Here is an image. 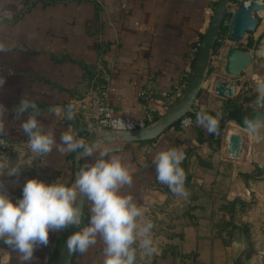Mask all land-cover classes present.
I'll return each instance as SVG.
<instances>
[{
	"label": "crops",
	"instance_id": "obj_1",
	"mask_svg": "<svg viewBox=\"0 0 264 264\" xmlns=\"http://www.w3.org/2000/svg\"><path fill=\"white\" fill-rule=\"evenodd\" d=\"M215 2L0 0V44L9 49L0 53V78L5 79L0 103L9 110L4 136L17 145L5 155L12 163L22 158L32 162L18 176L0 177L8 195L20 198L23 185L34 177L71 183L77 171V153L61 154L56 147L46 156L29 152L20 128L28 113L19 119L15 115L24 95L37 103L38 119L54 131L58 145L68 130L86 144L101 132L79 110L80 101L91 93L105 99L116 115L142 119L153 109L160 118L190 83L199 52L195 47L203 39ZM263 32L264 22L259 21L239 47L251 49ZM230 42L220 48L226 51ZM216 45L193 106L197 113L192 125L182 129L177 122L154 140H102L96 147L130 166L133 183L122 191L146 209L145 219L154 224L157 251L141 257L137 247V264H264V158L228 160L222 155L224 137H219L223 127L232 131L249 117L256 96L252 77L263 76L264 67L254 64L249 73L248 68L237 76L242 87L236 98L214 96L207 88L215 77ZM231 104H236L232 114L226 109ZM69 105L75 114L72 120L63 112L59 117L49 112ZM209 120L215 121L212 131ZM171 147L185 154L181 167L186 198L156 179L153 158ZM94 160L95 154L83 157L82 163ZM89 207L85 199L81 229L89 222ZM65 237L66 229L50 232L48 246L35 251L33 264H55ZM103 247L98 238L84 254L73 253L71 264H103ZM0 264H20L19 255L3 242Z\"/></svg>",
	"mask_w": 264,
	"mask_h": 264
},
{
	"label": "clouds",
	"instance_id": "obj_2",
	"mask_svg": "<svg viewBox=\"0 0 264 264\" xmlns=\"http://www.w3.org/2000/svg\"><path fill=\"white\" fill-rule=\"evenodd\" d=\"M262 0H258L259 3ZM9 49L0 44V53ZM5 79L0 78V88ZM8 109L0 103V137L6 135ZM49 112L66 119H74L71 105L66 110L59 106ZM28 113L20 128L27 137V148L35 156H46L56 147L61 154L77 153L80 158L95 154L94 162H86L78 168L74 181L66 183L57 179L46 183L30 178L23 185L22 196L13 200L0 180V242L19 255L20 264H33L35 251L49 244V233L64 231L82 222V202L89 204L90 218L87 226L68 236L65 246L69 254H84L102 241L103 264H137V247L141 257L152 256L157 249L152 231L154 224L145 219L146 209L139 206L130 194H124L125 186L133 183L130 166L108 150L96 149L71 132L65 131L57 144L54 131L40 122L41 111L34 100L25 95L19 101L15 115L19 119ZM198 123H202L198 117ZM214 130L215 121H210ZM254 129L252 124L248 125ZM259 127V125H255ZM0 145L7 146L3 139ZM185 154L180 148L171 147L159 151L153 158L156 179L176 196L187 197L186 174L181 167ZM32 162L22 158L12 163L7 155L0 153V177L18 176L21 169Z\"/></svg>",
	"mask_w": 264,
	"mask_h": 264
},
{
	"label": "water",
	"instance_id": "obj_3",
	"mask_svg": "<svg viewBox=\"0 0 264 264\" xmlns=\"http://www.w3.org/2000/svg\"><path fill=\"white\" fill-rule=\"evenodd\" d=\"M231 0H216L212 12L211 19L204 33L202 43L198 52L197 61L190 83L182 95V97L173 105L163 116L157 119L150 126L138 130H109L98 133L88 145L95 148L102 140L121 139L125 141H150L158 138L168 127L179 122L187 113L196 114L193 108L197 97L206 80L209 69V63L215 44L217 42L218 33L227 14L228 6ZM264 9V5L257 0H241L236 11L233 14L230 24V37L235 40H243L247 32H254L258 25V19L254 15V10L260 11ZM225 64L224 70L228 75L239 76L243 71L247 70L252 63L250 51L230 46L224 54ZM222 95V93H220ZM252 110L249 117L241 126L248 131L251 145L261 139V129L264 125V91H261L251 103ZM236 121V119H231ZM210 122V120H209ZM238 122V121H237ZM239 123V122H238ZM252 124L253 128L248 125ZM259 127H255V125ZM222 131L219 137L222 136ZM77 170L83 165L82 158L79 155L76 158ZM85 200L82 202V211H84ZM79 226H71L66 229L65 243L69 235L79 231ZM64 243V248L55 264H71L73 253L69 254Z\"/></svg>",
	"mask_w": 264,
	"mask_h": 264
},
{
	"label": "built area",
	"instance_id": "obj_4",
	"mask_svg": "<svg viewBox=\"0 0 264 264\" xmlns=\"http://www.w3.org/2000/svg\"><path fill=\"white\" fill-rule=\"evenodd\" d=\"M240 1L241 0H234V1L231 0L228 6L227 14L218 33V37H217L218 42L221 41L222 43H225L226 41H231L230 46L239 47V43L246 40V38L251 33V32H247L243 40L241 41L235 40L230 37L229 28L231 24V19ZM247 1H251V0H247ZM260 3L264 5V0H262V2ZM228 13H230V16H228ZM254 15L255 17H257L258 22L259 21L264 22V13H262L261 11L254 10ZM201 43H202V39H200L196 44L195 48L197 49V51H199ZM246 50L250 51L252 56V63L249 68H251L254 64H257V66L259 67L260 66L264 67V32L257 39V42L253 45V47H251V49H246ZM226 51L225 49H221L219 47V49L213 55L215 63L212 66L213 67L212 72L215 73V77L209 83L207 89L214 96L230 99V98H236L239 95L241 91L242 83L237 78V76L228 75L225 73L224 54ZM219 71H222L223 73H219ZM257 77L258 79L256 80L255 98L259 96L261 91H264V75L263 76L257 75ZM220 93H222V95ZM145 94L146 93L144 91L141 92V95L144 96ZM162 94L164 96L168 95V93L165 91L162 92ZM80 102H81L80 105H78L79 110L82 112V114L85 117L89 118V120L94 125V127L99 131L143 129L153 124L159 118V117L157 118L153 109L149 110L146 117L142 119H136L124 115H116L113 112L112 107L105 99L101 97H97L93 93L88 95V97L82 99V101ZM193 121H194L193 113H187L179 121L180 127L182 129H185L190 125H192ZM221 131L223 133L221 137H224V144L222 148L223 149L222 155L224 156V158L231 161L240 162L243 159L253 154L252 147L255 144L251 145L249 139V133L241 125H239L237 129H234L232 131H226V126H225L222 128ZM261 133H262L261 139L257 142L262 143L260 146L261 147L260 150L264 154V125L262 126ZM225 138H226V142H225ZM0 139H3V141L7 145V146L0 145V153L6 154L17 146L15 142L11 141L5 136L0 137Z\"/></svg>",
	"mask_w": 264,
	"mask_h": 264
},
{
	"label": "rangeland",
	"instance_id": "obj_5",
	"mask_svg": "<svg viewBox=\"0 0 264 264\" xmlns=\"http://www.w3.org/2000/svg\"><path fill=\"white\" fill-rule=\"evenodd\" d=\"M228 16H230V13H228ZM221 43H222L221 41H219L217 43L215 52L219 49V47H221ZM250 69L251 68H249V70H247L248 73L250 72ZM262 72L264 73V70ZM242 74H245V72H243ZM252 78L253 79H256V80L258 79L257 75L253 76ZM226 109L230 111V114L235 113V111H236V104H231L229 106V108L226 107ZM221 112H222L223 116H227V114L225 112H223V111H220L219 113H221ZM225 142H226V138H225ZM259 156H260L259 159H261V158L263 159L264 158L260 153L257 155V152H255V155L254 154L251 155V157H253V158H256V157L258 158Z\"/></svg>",
	"mask_w": 264,
	"mask_h": 264
},
{
	"label": "bare ground",
	"instance_id": "obj_6",
	"mask_svg": "<svg viewBox=\"0 0 264 264\" xmlns=\"http://www.w3.org/2000/svg\"><path fill=\"white\" fill-rule=\"evenodd\" d=\"M262 13H264V9L260 10ZM262 143L260 142H256L255 145L252 147V153L255 155V152H257V155L260 153L263 157H264V154L263 152L260 150V146H261ZM259 148V150H258ZM257 158V157H256ZM260 158V156L258 157Z\"/></svg>",
	"mask_w": 264,
	"mask_h": 264
},
{
	"label": "trees",
	"instance_id": "obj_7",
	"mask_svg": "<svg viewBox=\"0 0 264 264\" xmlns=\"http://www.w3.org/2000/svg\"><path fill=\"white\" fill-rule=\"evenodd\" d=\"M216 45V44H215ZM194 115V114H193ZM195 117V116H194Z\"/></svg>",
	"mask_w": 264,
	"mask_h": 264
}]
</instances>
